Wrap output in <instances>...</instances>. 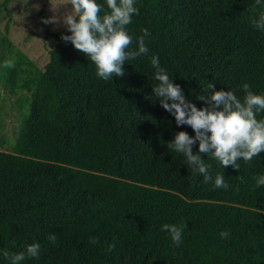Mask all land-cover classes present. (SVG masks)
Instances as JSON below:
<instances>
[{"label": "trees", "instance_id": "trees-1", "mask_svg": "<svg viewBox=\"0 0 264 264\" xmlns=\"http://www.w3.org/2000/svg\"><path fill=\"white\" fill-rule=\"evenodd\" d=\"M8 1L0 2L8 15L0 30V92L20 95L21 117L15 144L0 149V264H10L5 251L33 243L39 256L21 264H264V186L256 184L264 152L238 160L239 170L202 155L212 179L193 176L167 145L179 131L195 133L161 106L150 63L158 56L197 108L207 106L197 97L213 90L243 100L244 83L264 95V32L253 27L264 6L135 0L129 50L148 29L149 53L126 60L123 76L104 81L90 58L61 38L69 29L45 28L42 9L40 23L55 39L43 69L22 52L10 55ZM97 2L103 16L106 0ZM6 60L15 67L4 68ZM209 82L214 89L205 91ZM216 175L227 190L215 187ZM164 224H186L179 246Z\"/></svg>", "mask_w": 264, "mask_h": 264}, {"label": "clouds", "instance_id": "clouds-1", "mask_svg": "<svg viewBox=\"0 0 264 264\" xmlns=\"http://www.w3.org/2000/svg\"><path fill=\"white\" fill-rule=\"evenodd\" d=\"M71 4L70 11L63 16L53 15L43 19L45 24H60L67 26L71 35H62L65 42H71L74 48L84 53L94 63L96 74L104 81L112 80L113 76H123L122 65L125 61L135 60L141 55H147L149 48L145 37L150 36L148 29L136 38V48L129 50L133 37L129 35L127 26L132 23L133 15L138 14L135 0H106L108 12L101 16L102 5L97 0H63L58 5ZM256 6H264V0H255ZM53 8V7H52ZM78 18V19H77ZM253 27L264 32V12L253 20ZM150 63L155 69L154 77L158 81L152 91L162 98L161 106L175 117L176 124L190 126L195 135L179 131L174 139L168 142V150L182 154L184 162L191 169L192 175L203 176L207 183L212 177L210 165L205 163L202 155H210L224 168L232 166L239 170L238 160L250 162L253 157L264 152V119H257V114L264 112V95L254 94L248 83L242 84L245 95L243 100L232 91L213 90L208 97L198 96L206 101L207 106H197L185 97L179 84L160 66L159 57L151 56ZM4 68H14V60H6ZM214 89L209 82L205 91ZM198 142V152H193V146ZM243 180V177H240ZM257 187L264 186V175L256 179ZM215 187L227 190L229 185L223 175L215 176ZM186 224H164L162 231H167L172 242L179 246ZM230 233L221 232V238H229ZM48 240L57 241L55 234H49ZM90 243L96 246L99 241L93 237ZM113 247L112 245L109 248ZM40 253V245L30 244L25 251L10 254L5 251L4 257L10 264H21L26 258H36Z\"/></svg>", "mask_w": 264, "mask_h": 264}, {"label": "rangeland", "instance_id": "rangeland-1", "mask_svg": "<svg viewBox=\"0 0 264 264\" xmlns=\"http://www.w3.org/2000/svg\"><path fill=\"white\" fill-rule=\"evenodd\" d=\"M3 0H0L2 2ZM63 0H9L6 10L9 12L10 24L8 38L11 42L10 55L17 52L24 53L36 67L43 69L49 59V50L55 45V39L47 35L49 32L67 30V26L60 24L40 23L39 10H43V19L53 15L63 16L70 11L71 4L58 5ZM53 7V8H52ZM8 15L0 7V30H4V24ZM9 55V56H10ZM0 96V149L11 150L15 144L16 132L20 121V95H9L7 91H1ZM22 93V92H20ZM19 93V94H20ZM28 95L27 93H24Z\"/></svg>", "mask_w": 264, "mask_h": 264}]
</instances>
